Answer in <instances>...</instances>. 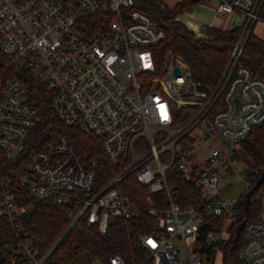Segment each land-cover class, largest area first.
Listing matches in <instances>:
<instances>
[{
  "label": "built area",
  "instance_id": "2783aa9c",
  "mask_svg": "<svg viewBox=\"0 0 264 264\" xmlns=\"http://www.w3.org/2000/svg\"><path fill=\"white\" fill-rule=\"evenodd\" d=\"M215 1L219 16L240 15L244 24L220 78L209 83L196 81L171 53L159 66L154 48L165 33L136 0H0V220L14 235L12 264H49L53 251L41 252L28 237L23 218L30 207L20 204L15 183L35 199L70 207L66 230L84 219L105 233L110 216L140 212L123 191L129 174L147 187L146 211L157 220L141 236L150 264H215L223 257L239 203L220 198L221 182L235 172L234 146L264 124V80L241 61L248 33L264 23V0ZM30 79L44 85L58 120L96 139L112 166L104 184L97 160L65 137L31 148L39 111ZM172 173L196 190L187 205ZM262 173L252 166L244 176L235 172L236 181L248 178L252 186ZM254 194L261 211L246 221L240 256L264 264V178ZM109 264L125 262L115 255Z\"/></svg>",
  "mask_w": 264,
  "mask_h": 264
},
{
  "label": "trees",
  "instance_id": "16d2710c",
  "mask_svg": "<svg viewBox=\"0 0 264 264\" xmlns=\"http://www.w3.org/2000/svg\"><path fill=\"white\" fill-rule=\"evenodd\" d=\"M203 2L204 0H182L175 7L168 8L160 0H136V7L153 20L157 29L165 33V38L154 48L159 66L164 64L166 55L171 53L181 57L189 65L196 81L215 83L220 78L243 28H208L207 38L199 37L178 18ZM241 61L255 78L264 80V40L254 34L253 28L248 33ZM28 81L32 105L39 111L30 137L31 148H41L59 137H65L79 152H87L97 160L99 185L104 184L112 173V166L104 158L96 139L58 120L52 112L50 94L44 85L33 79ZM240 145L252 161L253 167H264V124L253 128ZM31 148L19 159L17 169H24ZM173 175L174 178L170 181L176 184L178 200L181 205H187L188 199L196 194V190L180 175L172 173ZM14 186L20 204L30 207L23 218L28 237L41 252L53 249L49 264H109L110 257L115 255H119L125 264H150L148 253L141 243V236L154 231L157 220L148 215V189L136 180L134 174L125 178L123 191L140 208V212L131 218L110 216L105 233L97 225H88L84 219L66 230L71 219L70 207L51 200L35 199L16 183ZM253 186L254 184L251 187ZM159 198L155 196L152 199L157 207H161ZM260 211L261 204L255 194L251 196L248 215L244 210V201L239 203V218L231 228V238L223 250L222 264H245L240 256L244 242L243 231L240 240L235 243L236 228L243 220L258 219ZM13 240L12 230L4 220H0V264H12L14 253L8 247ZM20 262L21 260L18 264Z\"/></svg>",
  "mask_w": 264,
  "mask_h": 264
},
{
  "label": "crops",
  "instance_id": "0c3cea01",
  "mask_svg": "<svg viewBox=\"0 0 264 264\" xmlns=\"http://www.w3.org/2000/svg\"><path fill=\"white\" fill-rule=\"evenodd\" d=\"M160 1L168 8H173L177 4H179L182 0H160ZM216 6H217V2L215 0H212L208 3L203 2L197 4L191 11L182 14L178 18V20L183 22L189 30H191L198 36H206V29L208 28L234 30L243 27L244 24L243 16L240 15L219 16L216 12ZM255 25L253 26V32ZM256 35L260 37V35L258 34Z\"/></svg>",
  "mask_w": 264,
  "mask_h": 264
},
{
  "label": "rangeland",
  "instance_id": "374dc122",
  "mask_svg": "<svg viewBox=\"0 0 264 264\" xmlns=\"http://www.w3.org/2000/svg\"><path fill=\"white\" fill-rule=\"evenodd\" d=\"M254 33L260 35L264 39V23L259 22L254 27ZM203 38H207L206 36H199ZM218 146L222 149L230 148V144L218 143ZM235 157L237 159V163L234 165L235 172L240 175L244 176L249 171V168L253 166L252 161L248 158L244 150L242 149L240 144H236L235 146ZM233 171L228 173V176L221 182V194L220 198L229 200L233 203H242L244 201V195L250 189L251 183L248 178L236 181V174ZM181 247V246H180ZM182 248V247H181ZM8 249L13 252V246L9 245ZM93 264H102L99 262H95ZM215 264H222V258H218Z\"/></svg>",
  "mask_w": 264,
  "mask_h": 264
},
{
  "label": "water",
  "instance_id": "95a60500",
  "mask_svg": "<svg viewBox=\"0 0 264 264\" xmlns=\"http://www.w3.org/2000/svg\"><path fill=\"white\" fill-rule=\"evenodd\" d=\"M175 73L176 74H180V68L179 67L175 68ZM263 178H264V173H262L261 178L256 182V184L253 187H251V189L248 192H246L245 195H244V210H245L247 215L249 214V206H250V202H251V196L258 189V187L262 183ZM245 224H246V220H243L237 226V228H236V236L234 238L235 243H237L240 240L241 233H242V230H243Z\"/></svg>",
  "mask_w": 264,
  "mask_h": 264
}]
</instances>
